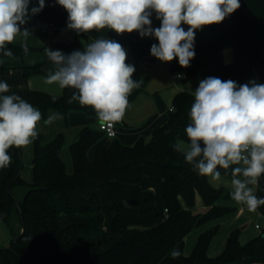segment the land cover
<instances>
[{"label": "trees", "instance_id": "trees-1", "mask_svg": "<svg viewBox=\"0 0 264 264\" xmlns=\"http://www.w3.org/2000/svg\"><path fill=\"white\" fill-rule=\"evenodd\" d=\"M45 2L49 6L40 11V20L52 23L57 32L67 28L66 10L56 0ZM240 3L223 22L202 28L211 38L207 43H195L190 67H181L175 59L170 71L184 75L182 85L195 91L202 71L209 64L219 67L221 51L226 48H232L234 58L242 63L214 76L244 84L259 75L264 84V0ZM126 34L135 36L134 32ZM87 39L85 33L77 34L73 51H83ZM7 47L12 57L25 52L23 45ZM130 60L127 57L126 63ZM43 73L41 65L0 67V81L10 85L8 94L19 95L44 118L51 110L61 113L65 121L72 112L96 117L91 107L68 102L73 89L53 95L30 88L29 80ZM146 81L131 93L130 103L144 90ZM191 93L182 90L175 96L167 122L153 129L150 141L140 138L135 145H125L114 138L109 146H98L91 159L90 151L106 136L98 128L84 127L68 146L72 171L61 157L66 144L63 133L46 140L38 128L32 182L22 177L21 148L11 147L10 171L1 181L0 220L11 228L10 220L17 213L21 231H12L11 248L0 250L2 264H235L254 257L260 238L243 245L238 231L231 233L220 257L207 253L214 232L199 238L192 255L184 254L185 239L195 228L231 209L219 204L230 194L214 189L208 178L198 175L172 148L177 140H187L184 129L194 102ZM220 171L231 176L230 170ZM145 177L161 186L163 205L156 204L153 190L142 187ZM261 186L260 198H264V174ZM16 187L25 188L21 201L14 194ZM197 194L205 203L203 214L193 211ZM173 250L181 255L174 259Z\"/></svg>", "mask_w": 264, "mask_h": 264}, {"label": "clouds", "instance_id": "clouds-1", "mask_svg": "<svg viewBox=\"0 0 264 264\" xmlns=\"http://www.w3.org/2000/svg\"><path fill=\"white\" fill-rule=\"evenodd\" d=\"M31 0H0V53L12 57L7 47L19 36L26 41L31 33L21 30L29 19ZM32 7L36 15L45 7V0H37ZM68 13L67 28L80 33L110 29L117 35L137 32L141 37H154L151 55L161 62L178 59L181 67H190L195 57V34L204 26L223 22L241 7L240 0H56ZM155 13L160 26L152 27ZM182 25H187L185 30ZM23 50L28 51L27 45ZM53 68L45 77V84L57 85L61 90L73 89L69 103L93 109L101 126L120 122L130 107L129 96L142 81L132 79L135 67L126 63L128 52L117 41L98 38L84 47L64 54L60 50L45 49ZM10 85L0 81V168L11 163L8 150L26 148L39 135L41 111L17 94L10 93ZM194 102L188 113L189 123L184 129L187 142L172 144L175 152L191 165L198 175L221 180V169L231 171V199L255 212L264 205L254 187L264 174V84L255 80L238 84L208 76L199 81L191 93ZM55 101L56 97L52 98ZM63 116L51 112L43 120L48 126ZM181 255L173 250L175 259Z\"/></svg>", "mask_w": 264, "mask_h": 264}, {"label": "rangeland", "instance_id": "rangeland-1", "mask_svg": "<svg viewBox=\"0 0 264 264\" xmlns=\"http://www.w3.org/2000/svg\"><path fill=\"white\" fill-rule=\"evenodd\" d=\"M32 7H38V4L34 0H31V3L29 5L30 15H29L28 22L25 25L21 26V30H23L25 28L28 29L31 33V36H29L26 41H22V38L18 36L13 41V43L10 45H20V44L25 43L26 45H28L31 48L40 47V45L41 46L49 45L48 48H50L52 37L55 34L54 32H55L56 26H53V27L46 26V23L42 22L39 18L40 12L36 15H31L30 10ZM150 19L152 21V27L153 28H157L160 26V21L158 19H156L155 13H153V15ZM182 26H184V28H186L185 30H187V27H188L187 25H182ZM62 29L63 28H60V30H61L60 32L63 31ZM207 37H208V34L206 32L199 30L195 34V40H199L201 42L195 41V43H207L210 40V38H207ZM229 52H232V51H229ZM229 54H231L230 63L226 62V60H225L226 58H224L223 54L221 53V65L219 67L215 66L214 64H209L208 66H206V68L200 74V80L207 78L208 76H213L214 74H217L220 72H225L226 70L222 71V67H225V68L226 67H229V68L232 67V70L235 69L237 67V66H234L236 59L234 58L233 53H229ZM45 60H46V62H48V58L44 59V56L41 55L40 52L39 53H37V52L26 53V54L24 53L23 57L0 56V67L16 68V67L24 66V65L25 66L41 65L42 69L44 71ZM160 63L163 66H165V65H167L168 62L165 63V62L160 61ZM147 65H148L147 63H145V64L138 63V64L134 65L135 71H137V73L141 75V80H143L145 77L150 76V74L148 72L150 65H148L149 67ZM213 71H216V73ZM217 71H220V72H217ZM252 80H255L257 83L262 84L261 78L259 75H255L252 78ZM184 89L189 91V92L194 91L193 88L190 86H185ZM63 91L61 93H63ZM56 95H61V94H56ZM163 104H164L163 108H165L163 112L167 116L168 112H169V108L171 107V105L166 104L164 102H163ZM51 112H57V111H55V110L49 111L45 118L42 115V120L39 123L38 128L44 134L46 140H51L57 133H63L64 134L66 144H65L64 149L61 152V156L63 154V156L68 157V159L70 160L69 170L72 171V161H71V156H70V152H69V148H68L69 142H68L67 135H68V133L70 135L78 127V126H75V124H76L75 118L82 117L85 119V118H89V116H87L86 114L81 113V112H79L81 114L76 112L78 114H75L73 116L69 115L67 121L62 119V120H58V121L54 122L51 125L46 126V125H44L43 120L47 119L48 115ZM93 125H91V123H90V126H89V124H87L86 126L91 127ZM119 127H120V124H119ZM119 127H118V129H119ZM82 128H81V130H82ZM58 129H60V130H58ZM140 138H143L146 141H150L152 138V132H149L147 135H144V134L140 135L137 138V141ZM104 140H107V139L105 138ZM108 141L109 140H107V142ZM184 141L187 142V140H184ZM136 142H134L133 145H135ZM21 152H22V161H23L22 177L25 181L32 182L33 181L34 142L26 148H21ZM64 163L66 164L65 161H64ZM9 171H10V165H8L4 168H0V195H1V187H2L1 181L7 177ZM151 182L152 181L149 177L144 178V184L145 185L151 184ZM209 183L216 190H222L223 192L229 193V194L232 191L231 176H229V175L221 174V180L215 181V182L211 181L209 178ZM253 187H254V193H255L256 185ZM151 190L155 191V194L158 195L157 189H155V190L151 189ZM24 193H25V188H23V187H16L14 189V194L16 195V198L19 201H21L23 199ZM258 198H260V197L258 196ZM219 204L230 207L231 209L227 212L215 215L214 217H212L208 221L204 222L203 224H201L200 226L195 228L188 235V237L186 239L184 254H186L187 256L192 255L194 250H195V247L198 243L199 238L205 233L214 232L213 237L211 239V242L209 244L207 253L209 256L214 257V258L220 257V256H222V254L225 251L226 244H227L228 238L231 235V233L234 231H238L239 232V240H240L241 244H243V245L247 244L251 240L258 239V238H260V242L258 243V245L256 247V252H255V255L253 258H250L245 262L235 263V264H257L258 261L264 260L263 233H262V231L257 230L255 227L256 223H258L261 220L260 212L263 211L262 205L259 206L255 212H249L245 206L237 205L231 199V197L221 199L219 201ZM182 206L184 208H188L184 201H182ZM193 211L195 213H201V214L205 213V211H206V207H205L203 197L200 194H197L195 197V203H194ZM17 216H18L17 213H14V217L11 218V220H10L11 228L8 227L5 222L0 220V250L11 248V246H12L11 240L13 238L12 231L19 232V229H20L19 228L20 220L18 219ZM0 264H2L1 260H0Z\"/></svg>", "mask_w": 264, "mask_h": 264}, {"label": "crops", "instance_id": "crops-1", "mask_svg": "<svg viewBox=\"0 0 264 264\" xmlns=\"http://www.w3.org/2000/svg\"><path fill=\"white\" fill-rule=\"evenodd\" d=\"M62 30H63L62 32H60L61 30L57 32L55 29V32H54L55 34L52 37L51 47L49 49L60 50L64 54H70L73 52L72 41L76 38L77 33L72 30H69L68 28H63ZM134 33H135V36H130V35H127L126 33L117 35L115 32L111 31L110 29L105 28L99 31L94 29L91 32L86 34L88 36L86 45L91 42H94L98 38L112 39V40L119 42L127 50L128 52L127 57L132 58L129 64L136 65L138 63H143V64L147 63L148 65H150V68L148 70L150 76L145 77L143 79V80L147 79L144 90L140 92L136 96V98L130 103V107L126 110L122 120L116 123V126H117L116 139H119L125 145H133L134 142L137 141V138L140 135L142 134L147 135L149 132H152L155 127L165 124L169 118V112L167 116L164 114L163 111L165 108H163V105H164L163 102L166 104H170L172 107L175 96L178 93H180L182 90H185L184 89L185 86L182 85V80L176 79L174 76L175 74L170 71V68L167 65L163 66L160 63L159 59L151 55V52H150L151 46L154 43H158V41L154 37H151V36L141 37L137 32H134ZM207 34H208L207 38H211V35L209 33ZM195 41L201 42L199 40H195ZM24 44H20V45H24ZM48 46L49 45H46V46L40 45V47L31 48L27 45L28 51L24 53L26 54V53H35V52L39 53L40 52L41 55L44 56V59H46L47 56L45 53V49L48 48ZM229 51H232V52H229ZM221 53L223 54V57L226 58L225 59L226 62L230 63L231 54L229 53H233V56H234L233 49L226 48V49H223ZM21 57H23V55ZM241 63H242V60H238V61L236 60L234 63L235 64L234 66L238 67ZM44 67H45L44 68L45 73H43L40 76L32 77L29 80L30 88L34 90H40V91L42 90L44 92H47L53 95L62 94L61 92L64 89L61 90L55 84L47 85L44 82L45 77L48 74V71L53 68L52 63L49 60L48 62H46L45 60ZM228 68L229 67H226V68L222 67V71L232 70V67L229 69ZM213 72L216 73V71H213ZM217 72H220V71H217ZM132 79L137 82L143 81L141 80V75L138 74L137 71L134 72ZM75 114H78V113L72 112L70 116H73ZM75 119H76L75 126H78V127L70 135L68 133L67 138H68L69 144L71 142H74L77 139V136L79 132L81 131L82 127L83 128L87 127L86 126L87 124H89L90 126V123H91V125L94 124L93 126H91V128L97 129L100 124L97 120V117H89L85 119L82 117H78ZM119 124H120V127H119ZM105 138L109 141L107 142V140H104ZM105 138L101 140L98 143V145L90 151L89 155L91 159L92 157H94L95 150L98 146H109L110 145L112 139L107 138V137ZM61 157L66 162L67 169L69 170L70 160L68 159L67 156L66 157L63 156V154ZM142 187L144 189H150V190L157 189L158 195L156 194V204L158 205L164 204L163 198L161 195V191H162L161 186H155L152 182L151 184L145 185L144 180H143ZM261 194H262V186H261V177H260L259 183L256 185L255 195L257 197L258 196L261 197ZM262 207H263V211L260 212V217L264 215V205H262ZM19 228H20L19 231H21V226H19ZM186 239H185V243H186Z\"/></svg>", "mask_w": 264, "mask_h": 264}, {"label": "built area", "instance_id": "built-area-1", "mask_svg": "<svg viewBox=\"0 0 264 264\" xmlns=\"http://www.w3.org/2000/svg\"><path fill=\"white\" fill-rule=\"evenodd\" d=\"M36 3H37V0H36ZM45 6L46 7L49 6V3L45 2ZM46 26L53 27L54 25L52 23H47ZM174 62H175V59L172 62H168L167 66L170 68L174 64ZM174 76L176 79H179V80L183 79V75L181 73H177ZM169 111H173V106L169 109ZM98 129L101 130L102 132H104V134L107 138L114 139L117 137L116 123L112 126H106V125L101 126V124H99ZM167 212H168V209L166 208L165 213H167ZM255 227L257 230L262 231L263 238H264V215L261 217V220L258 223H256ZM257 264H264V260L258 261Z\"/></svg>", "mask_w": 264, "mask_h": 264}]
</instances>
